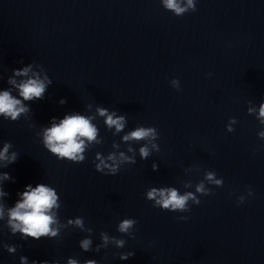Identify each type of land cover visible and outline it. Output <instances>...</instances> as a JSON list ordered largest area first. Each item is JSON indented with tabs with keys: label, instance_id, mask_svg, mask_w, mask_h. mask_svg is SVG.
Masks as SVG:
<instances>
[{
	"label": "clouds",
	"instance_id": "1",
	"mask_svg": "<svg viewBox=\"0 0 264 264\" xmlns=\"http://www.w3.org/2000/svg\"><path fill=\"white\" fill-rule=\"evenodd\" d=\"M160 2L165 10L172 12L178 17L190 11L193 13L197 11L196 0H160ZM30 73L31 75H29ZM15 77H27V79H22L17 83ZM8 83L18 90L20 98L13 95L11 89L0 91V117L4 120L17 121L22 115L27 116L30 112V108L24 101L43 99L44 93L52 83V80L47 75L41 78L39 72L33 71V64H28L25 67L13 69V76L9 77ZM170 83L173 88L178 91L180 90L178 79L173 78ZM60 103L63 104L65 101L61 100ZM97 112L100 116L105 117V124L109 129L115 128L116 132H121L124 129L126 124L125 116H117L115 112L109 113L104 108H98ZM248 112L249 114L254 113L256 109L249 108ZM93 119L94 117L91 116L74 113L66 115L59 123H56V118L53 117L51 126L42 129L41 135L44 147L60 160L82 163L86 159L84 153L91 142H100L97 140L98 129L92 123ZM257 119L260 124L264 125V103L259 108ZM235 123L237 121L234 117L229 119L226 125V130L229 133L234 131L232 125ZM257 135L260 139L264 140V130L259 131ZM158 138L159 132L155 127L144 126L136 127L122 137L124 142L144 141V144L139 148L141 159H147L153 150L160 151V147L156 143ZM12 147L13 145L10 142H4L3 148L0 149V161L4 162L5 167L17 160L18 154L16 152H9V149ZM113 147L118 148L119 145L113 144ZM127 151L134 153L132 147H129ZM93 163L97 172L104 175H116L122 165L135 164L136 161L134 154L129 156L121 151L118 155L115 152H111L107 157L96 153ZM152 168L153 171H156L157 165L153 164ZM10 178L8 173L0 174V181ZM207 185L222 187L223 179L217 178L214 171H206L203 179L195 184L194 192L186 191L181 194L175 187H152L146 191L145 195L147 200L153 201V207H158L164 211L184 213L191 211L190 203L194 205L201 203L199 196L212 194V189ZM183 186L191 188L193 185L191 181H188ZM6 195L8 194L0 187V198ZM18 195L20 199L11 208L5 209V206L0 203V220L5 218V212H7V226L13 234L19 232L23 239L40 240L41 238L56 237L59 228H53V225L58 224L56 213L53 210L60 207L56 190L42 183L37 184L35 188L29 184ZM252 195L253 192L249 189L248 196ZM245 199V196L241 195L237 198V203H243ZM178 219L187 220L189 217L180 216ZM72 223L83 228V221L80 218H77L75 221L69 220V224ZM137 223L136 219L124 218L119 222L117 230L121 234L135 238L133 230ZM101 238L103 244L98 245L96 251H99L101 247H107L110 241L117 248H123L126 244L124 239L109 237L106 233H101ZM91 244L92 241L86 238L80 242V247L87 252L91 250ZM5 247L9 253L16 251L15 246L5 245ZM134 255V252L120 253L119 259L127 260ZM20 264H28V258L21 256ZM32 264H49V262L47 260L40 262L33 260ZM51 264H56V262L53 261ZM67 264H78V262L70 258ZM85 264H97V261L89 259L85 261Z\"/></svg>",
	"mask_w": 264,
	"mask_h": 264
}]
</instances>
